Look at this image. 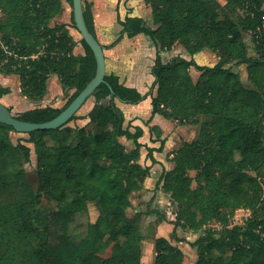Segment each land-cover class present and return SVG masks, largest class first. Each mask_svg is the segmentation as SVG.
Wrapping results in <instances>:
<instances>
[{
	"label": "trees",
	"instance_id": "obj_1",
	"mask_svg": "<svg viewBox=\"0 0 264 264\" xmlns=\"http://www.w3.org/2000/svg\"><path fill=\"white\" fill-rule=\"evenodd\" d=\"M145 1L155 27L143 17L128 16L111 46L124 36H150L158 52L148 124L158 114L199 126L197 137L175 150L173 168H163L156 183L176 204L174 227L198 234L193 264H264V0ZM65 3L72 8L70 23L58 20ZM72 3L0 0V72L17 75L21 93L30 100L45 98L53 75L67 96L61 107L13 113L18 119L55 118L96 75L93 50L71 32L72 27L78 31ZM92 6L83 0L86 25L97 38ZM78 44L82 53L75 52ZM175 45L192 57L177 55L164 63L160 52ZM203 50L216 53L218 61L198 63L193 56ZM242 64L248 84L234 69ZM191 68L200 72L196 80ZM11 91L0 86V99ZM147 96L106 73L89 112L69 121L88 119L85 125L27 133L24 140L34 144L37 157L36 182L25 168L31 147L14 143V128L0 122V264H142L143 216L160 221L168 216L152 208V201L144 211L128 212L133 193L144 188L151 166L159 163L154 152L163 151L167 138L160 126L150 127L151 142L160 146L145 145L152 165L144 166L139 141L144 129L126 125L118 102L138 104ZM47 136L55 145L47 144ZM121 137L135 147L128 149ZM44 199L50 207H42ZM91 204L99 211L95 221L87 219ZM239 208L250 215L243 225H232ZM211 221L220 229L209 227ZM109 248L111 254L104 256ZM155 250V264L184 263L182 247L165 236L156 238Z\"/></svg>",
	"mask_w": 264,
	"mask_h": 264
},
{
	"label": "rangeland",
	"instance_id": "obj_2",
	"mask_svg": "<svg viewBox=\"0 0 264 264\" xmlns=\"http://www.w3.org/2000/svg\"><path fill=\"white\" fill-rule=\"evenodd\" d=\"M223 1V0H222ZM224 2V1H223ZM71 6L65 3V11L58 18L59 21H70L71 16ZM78 37H81V34L78 33ZM249 38V37H248ZM79 48L75 51L83 52V48L78 46ZM182 54L187 58H191L192 56L185 50V48L181 45H176L174 51L171 54ZM195 60L202 65H214L218 61V56L216 53L211 52L210 50H203L195 56H193ZM234 69L239 71L242 77V80L248 84V71L247 66L245 64L236 65ZM191 74L196 80L200 74L199 71L195 70V68H191ZM16 82H11L12 91L9 94L4 95L0 101L5 102L6 106H8L13 113H18L25 111L27 109H31L37 106H45L52 105L55 107H61L65 101L67 100V96L64 91L61 89V85L56 80V77H53L49 84V91L46 94L45 98L42 101H33L29 98H25L23 94L20 92V82L18 84ZM94 104V98L91 97L82 107L79 114H85L89 110V108ZM205 120L206 117L204 116ZM73 125V122L70 123ZM145 129L148 128L146 124L144 125ZM165 131L167 137H169V141L166 142L165 147L169 149L167 156L164 157L165 151L163 153L157 152V156L162 158L163 162H159L152 165V161L148 158V152H145L143 149V153L141 155V163L144 166L152 165L150 170V175L145 181V187L137 192H134L132 195V207L129 209V215L133 216L138 211H144L147 208V204L149 201H152V208L158 207L161 208L168 216V220L160 221L156 215H144L140 226L144 234L143 239V257L142 264H155L156 258V250L155 243L156 238L160 236H165L170 239L173 243L178 244L185 252V258L183 264H193L197 259V251L195 247L192 246V242L197 238L198 234L192 231H184L182 229H175L174 223L172 222L176 218L177 209L176 204L170 199V197L164 193L161 189L156 187V183L162 173L163 168L171 169L174 165L171 160L173 157V153L177 150L184 142L192 141L195 139L199 132L198 125H179L175 121H169L165 124ZM11 138L14 143L18 141H23L27 145L31 147V160L29 163L25 165V168L31 177L32 181L36 182L37 180V157L34 151V144L26 142L24 139L28 138L27 133H18L12 131L10 133ZM146 139V137L142 138V140ZM123 142L126 145H129V142L122 138ZM47 144L50 146L55 145V142L50 136L46 138ZM159 144V143H157ZM159 161V160H158ZM191 175H195V172L192 171ZM197 183L193 181L192 187L195 188ZM42 207H50L49 202L44 199ZM99 211L97 207L93 204L90 205L89 215L87 219L95 221L98 217ZM250 215V210L246 208H239L236 211L235 217L233 219L232 225H243L246 218ZM85 219V221L87 220ZM214 229H220L221 225L217 221H211L208 225ZM111 254V248H109L103 255L109 256Z\"/></svg>",
	"mask_w": 264,
	"mask_h": 264
},
{
	"label": "crops",
	"instance_id": "obj_3",
	"mask_svg": "<svg viewBox=\"0 0 264 264\" xmlns=\"http://www.w3.org/2000/svg\"><path fill=\"white\" fill-rule=\"evenodd\" d=\"M88 1L92 2L93 4L92 9H93L97 39L104 47L105 60H106V73L108 74L113 73L119 76L120 80L124 82L127 86L135 87L143 94H148L147 98L138 104H128L120 101L118 102V105L125 112L126 125H131L132 131L135 130L136 126L143 127L144 135L142 136V138L146 137V139L142 140V138H140L139 140L141 143L144 144V146L141 148V154L143 153V149H145V152H148L147 146L149 147L160 146V143L157 144L151 142V136H152L150 130L151 126L153 125L160 126L163 131V137H166L167 141H169V137H167L165 131L166 130L165 124L170 120L165 119L163 116L157 114L152 119V122L148 124V121L152 117V111H153L151 93H152L155 77L152 74V68L158 52V47L154 42V40L150 36L144 33H140L134 37L124 36V38H122V40H120L116 45L111 46V44H113V42L120 36L123 30V26L120 21L124 20L128 16L143 17L148 25L155 27L152 16V10L145 0H88ZM62 22L70 23V21L67 20ZM70 29L72 34L75 36V39L79 41L80 40V37H78L79 32L73 27ZM78 46L81 45L78 44L75 48V51L79 48ZM175 46L171 51L160 52V55L164 63L169 62L174 56L177 55L185 57L182 54H177V53L171 54L174 51ZM53 77H56V80L60 84L58 77L56 75H53L50 78V81ZM11 82H16L18 84V82H20V79L15 74H5L0 72V86L11 88L12 85ZM61 90L63 91V89ZM48 91H49V85H48ZM153 91L155 92L156 89H153ZM25 98L27 97L25 96ZM3 103L6 104L5 102ZM92 106L89 108V110L92 108ZM89 110L87 111V113L89 112ZM72 122H73L72 126L75 125L83 126L88 122V119H78ZM145 124L146 126H148L147 129H145L144 127ZM122 138H125V140L129 142V145H126L123 142ZM120 141L128 149H133L135 147L134 141L126 137H121ZM163 151H165L164 157L167 156L169 149H167V147H164ZM163 151L161 153H163ZM156 153L157 151L154 152L155 158L159 160L160 163L163 162L162 158L158 157Z\"/></svg>",
	"mask_w": 264,
	"mask_h": 264
},
{
	"label": "water",
	"instance_id": "obj_4",
	"mask_svg": "<svg viewBox=\"0 0 264 264\" xmlns=\"http://www.w3.org/2000/svg\"><path fill=\"white\" fill-rule=\"evenodd\" d=\"M72 5L77 29L81 34V37L84 38L91 47L97 59L96 75L58 116L46 122L37 123L18 119L13 115L12 110L0 101V122L12 126L18 133H29L45 129H58L70 125L69 121L72 117L80 112L84 104L92 97V94L97 87L105 81L106 60L104 47L86 25L83 11V0H73Z\"/></svg>",
	"mask_w": 264,
	"mask_h": 264
}]
</instances>
